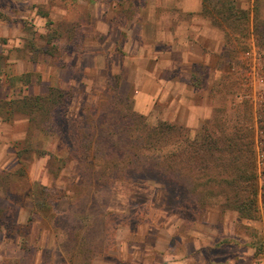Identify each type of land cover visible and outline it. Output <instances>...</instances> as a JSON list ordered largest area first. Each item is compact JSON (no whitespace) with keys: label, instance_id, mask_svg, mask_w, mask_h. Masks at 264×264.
I'll return each mask as SVG.
<instances>
[{"label":"rangeland","instance_id":"1","mask_svg":"<svg viewBox=\"0 0 264 264\" xmlns=\"http://www.w3.org/2000/svg\"><path fill=\"white\" fill-rule=\"evenodd\" d=\"M145 2L0 0V119L7 127L26 120L12 151L0 148V264H27L33 254L48 260L50 251L36 250L38 243L59 245L72 264H108L114 254L125 264L166 263L163 250L150 255L154 247L174 251L170 261L177 264L184 241L201 245L204 235L218 242L220 263L247 249L264 264V185L255 146L256 131L264 134V112L253 109L245 66L238 59L230 81L234 111L211 114L213 124L201 128L171 122L175 130L154 144L148 130L169 114L137 111L146 101L134 102L140 80L126 68L149 19ZM254 39L261 50L260 37ZM50 89L63 92L67 114L54 107L44 116L20 100L23 92L43 96ZM135 112L143 121L131 119ZM209 136L223 143L240 137L235 146L220 144L226 152L216 156L218 168L198 167L188 154L189 141ZM179 148H185L182 161L173 162ZM202 157L211 165L208 154ZM235 166L255 171L254 196ZM216 169L224 171L220 184L205 177ZM248 199L249 211L235 208ZM214 212H228L230 219L224 224ZM226 228L235 240L226 239Z\"/></svg>","mask_w":264,"mask_h":264},{"label":"crops","instance_id":"2","mask_svg":"<svg viewBox=\"0 0 264 264\" xmlns=\"http://www.w3.org/2000/svg\"><path fill=\"white\" fill-rule=\"evenodd\" d=\"M144 4L149 19L139 31L141 43H137L136 54L128 58L126 65L132 79L140 80L134 91V102L138 97L146 101V108L139 105L137 111L147 115L158 112L161 116L168 113L167 120L161 118L160 121L177 122L178 126L191 129L213 124L214 120L210 121L213 113L234 111L231 103L235 89L230 81L235 76V62L239 59L245 66L246 53L250 52L253 60L259 49L254 36L258 34L255 28H264V0H146ZM222 5L230 6L231 12L220 11V8H226ZM145 7L142 6V10ZM28 92L22 95L27 96ZM25 121L14 119L7 127L0 119L1 149L12 151L14 142L21 139L20 130H25ZM211 216H218V213ZM218 217L224 219V224L230 219L228 212ZM211 222L209 227L213 229ZM226 230L223 234L228 235L226 239L235 240L233 233ZM206 241H209V248L205 247ZM213 241L209 235L202 237L201 245L198 241H184L177 250V264H190L189 261L192 264H257L247 249L235 251L231 258L220 263L216 258L220 247ZM35 247L36 250L48 249L50 258L43 262L33 254L27 264H72L59 245L41 246L38 243ZM158 250L165 252L166 263L162 264H174L169 253L174 251L154 247L150 249V255ZM121 251L124 254V249ZM106 259L108 264H125L120 259L116 261L115 254Z\"/></svg>","mask_w":264,"mask_h":264},{"label":"trees","instance_id":"3","mask_svg":"<svg viewBox=\"0 0 264 264\" xmlns=\"http://www.w3.org/2000/svg\"><path fill=\"white\" fill-rule=\"evenodd\" d=\"M224 6V5H222ZM226 8H220V11L225 10V13L227 12H231V7L230 6H224ZM255 31L258 33L257 36L260 37L259 39V45L261 47V50L263 52L262 56H264V28L259 30L258 28H255ZM63 92L58 91V89H50L49 93L43 96H32V95H27L23 98H21L20 100L22 101L23 105L26 107H30V108H34V109H41V113L44 114V116H48L49 114H51V108H59V109H63V114H67V111L65 110V104H64V99H59L60 96L62 95ZM10 102V101H9ZM11 102H15V101H11ZM1 107L3 104H5L4 102L0 103ZM1 109V108H0ZM50 117V116H49ZM52 117L48 118V120L46 121V123H49V120H51ZM131 119H135L138 121H143L144 116L139 114V113H132V118ZM132 123V122H131ZM138 124L142 125V122H137ZM145 123V122H144ZM144 127L146 124H144ZM147 127V126H146ZM54 126L50 127V130H53ZM208 128V127H207ZM206 129V128H205ZM175 130V126H173L172 124H168L165 121H158V123L154 124L152 126V128H150L148 130L149 134H147V138L151 137L153 140L154 139V144L157 142V140H160L161 136H163L164 134L167 136L168 133H171ZM54 132V131H53ZM53 132H48L50 134H52ZM177 133V132H176ZM164 135V136H165ZM245 138V136L243 137ZM240 137L239 136H235L234 138L230 139V137H226L224 143L223 142H219V139L217 137H202L199 140H194L193 142L189 141V139H187L185 142L189 141V145L187 147H190L188 150V154H192L194 155V158L197 160L198 162V167L201 166L202 164H204L207 168L209 166H212L214 168H218L220 166L215 165L214 161L216 160V156L221 153V152H226L224 151V148L221 149V145L222 146L225 144V146L228 148L230 147V145L233 143L234 146L239 144L237 142H239ZM181 141H183L182 139H180V141L178 140L179 143H176L175 145H180ZM243 149V148H242ZM242 149L239 148V151H241ZM185 151V148L183 149H174V153L176 156L173 157V162L176 160H179L180 162L182 161V157L181 155L183 154V152ZM238 151V155L241 156L243 153H240ZM244 151V150H242ZM228 152V151H227ZM203 154H208V157L212 160L211 165H209L208 163H206L203 160L202 155ZM228 154V153H227ZM237 154V153H236ZM236 158H239L237 155L235 156ZM233 160V159H232ZM235 160V159H234ZM238 160V159H237ZM249 167L251 166V168L254 169V167H252V160L249 158ZM236 161V160H235ZM234 163V161H233ZM169 168V166H168ZM171 168V167H170ZM221 169L216 171H210L207 170L208 176H205L206 178H211V181L213 183H218L220 184V182H222V177H223V172L224 171H220ZM235 174L238 175V180L243 179L246 180L247 183H251V187H252V191L251 193L255 194L254 189L256 188V176H255V171L252 172L251 174L245 172L243 169H240L238 166H235V170H234ZM205 173H201L199 175V179H203L202 177H204ZM233 174V172H232ZM249 174V175H248ZM234 178V177H233ZM241 181V180H240ZM255 182V183H254ZM255 185V186H254ZM255 187V188H254ZM247 201V202H246ZM246 201H242L241 205L235 206V208L240 211L241 208H245L246 211H249V199ZM249 217V216H248Z\"/></svg>","mask_w":264,"mask_h":264},{"label":"built area","instance_id":"4","mask_svg":"<svg viewBox=\"0 0 264 264\" xmlns=\"http://www.w3.org/2000/svg\"><path fill=\"white\" fill-rule=\"evenodd\" d=\"M247 57V58H246ZM245 70L246 79H243L244 85L248 88L255 111L264 112V61L262 53L256 49L253 60L250 59V52L246 53ZM255 146L258 157V180L260 185H264V134L256 131Z\"/></svg>","mask_w":264,"mask_h":264}]
</instances>
